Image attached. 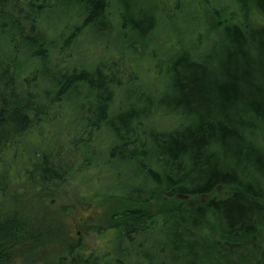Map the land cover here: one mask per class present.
Segmentation results:
<instances>
[{"label": "trees", "instance_id": "1", "mask_svg": "<svg viewBox=\"0 0 264 264\" xmlns=\"http://www.w3.org/2000/svg\"><path fill=\"white\" fill-rule=\"evenodd\" d=\"M55 1L74 10L76 24L48 23L51 0H0V183L3 158L22 156L18 146L67 105L79 114L62 130L72 152L89 153L104 135L99 171L113 174L102 192L133 206L98 230L111 233L108 251L69 242L57 264H264V0H174V18L159 3L143 11L139 0ZM175 21L173 38L159 34ZM112 29L114 53L132 62L127 80L104 58L51 71L52 54L68 59L81 35ZM151 72L159 88L139 89ZM31 154L39 185L60 179L46 151ZM151 203L162 206L152 212ZM29 212L0 207V264L48 235Z\"/></svg>", "mask_w": 264, "mask_h": 264}, {"label": "rangeland", "instance_id": "2", "mask_svg": "<svg viewBox=\"0 0 264 264\" xmlns=\"http://www.w3.org/2000/svg\"><path fill=\"white\" fill-rule=\"evenodd\" d=\"M139 1L138 6L147 13L153 10V6L156 3H159L161 10H169L167 15H173L170 18H174L175 14L170 11L174 0ZM216 1V3H220L222 0ZM51 6L52 9H49V13L54 12L55 15L50 17L48 23H53L57 26L64 24L72 26L76 24L77 20L73 18L74 10L72 8L62 13L59 10L60 6L56 5L55 0H51ZM111 19L112 25L116 26V15L114 12H112ZM175 23L165 26L164 29L160 28V31L164 30L165 32H159V34L165 33V37L173 38L170 32L172 25L181 26V23L176 21ZM115 29H112V33L106 38H98L92 33H87L86 36L81 35L78 43L76 42L72 46L73 54L68 59H60V56L57 57L58 54L55 52L50 57L51 71L56 72L58 69H56V66L59 67L61 65H65V68L75 66L77 68L91 69L93 64L104 58L117 62L123 73L125 71L124 79L127 80L126 70L128 74L132 71V62L124 57V59H118L117 54L114 53L116 48ZM105 41L107 43L112 42L114 49H109L110 51L108 52L103 51L102 45ZM110 43L109 46L111 48ZM148 75L147 77L140 76L143 82L138 83L140 85L139 89L144 87L158 89V86H160L158 79L154 78L153 72H151L150 76ZM29 88L30 92L35 95L38 94L36 91L38 89ZM37 97L38 101L41 100L42 92ZM54 110L56 109L53 108ZM54 112L51 111L50 114L51 118L55 114L53 124L49 126L44 124L43 127L36 129L28 137L24 146H18V153L22 154V156L7 155L3 158L6 163L7 184L4 181L0 183V207L3 206L4 210H11L14 207L21 210L27 208L32 218L36 217L38 221L41 218L42 221L40 222L45 223L46 229L44 231L49 228L48 235L45 233L44 237H34L33 241L28 245L17 248L11 264H57L58 257L67 248L68 243L76 241H81L86 250L95 251L98 255H102L111 248L108 244L111 233L101 237L98 235V230L111 226L113 214L133 208L131 204L110 198L102 192L110 182V177L113 174L110 169L105 173L99 171L104 168L103 162L107 156V150L104 146L108 141H106L105 136L103 135L96 142L93 141L91 143L94 146L93 150H89L87 154L83 153L80 147H77V151L72 152L74 140L71 138L66 139L64 137L65 131L62 130H64L65 126H69L70 121L79 114L67 105L62 108V113ZM39 134L41 135L39 136ZM77 144H79V141H77ZM24 147L27 150L25 153L22 151ZM61 147L62 154H59L58 157L54 156L55 151ZM32 149L46 151L49 156L48 168L52 167L58 170V166H61L59 170L60 179L54 183L39 185V170L37 169L38 167L35 168L34 163L36 161L31 154ZM26 154L30 157L27 158ZM25 160H27V165L23 164ZM26 169L33 173L31 179L25 174L24 171ZM2 183H5L4 187ZM160 206H162L160 203H151L149 208L152 212H156L160 209ZM37 244L40 245L37 246ZM160 262L162 261L158 258L153 260L154 264H160ZM162 263L171 264L166 260Z\"/></svg>", "mask_w": 264, "mask_h": 264}, {"label": "water", "instance_id": "3", "mask_svg": "<svg viewBox=\"0 0 264 264\" xmlns=\"http://www.w3.org/2000/svg\"><path fill=\"white\" fill-rule=\"evenodd\" d=\"M178 198H180V199H186V196L178 195Z\"/></svg>", "mask_w": 264, "mask_h": 264}, {"label": "flooded vegetation", "instance_id": "4", "mask_svg": "<svg viewBox=\"0 0 264 264\" xmlns=\"http://www.w3.org/2000/svg\"><path fill=\"white\" fill-rule=\"evenodd\" d=\"M203 199V198H202Z\"/></svg>", "mask_w": 264, "mask_h": 264}]
</instances>
